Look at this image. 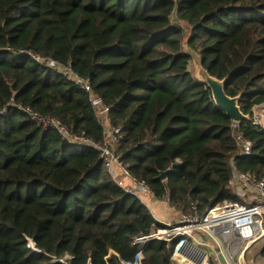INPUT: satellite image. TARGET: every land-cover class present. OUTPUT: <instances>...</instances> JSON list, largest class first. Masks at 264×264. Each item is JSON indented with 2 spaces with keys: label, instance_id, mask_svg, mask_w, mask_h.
<instances>
[{
  "label": "trees",
  "instance_id": "obj_1",
  "mask_svg": "<svg viewBox=\"0 0 264 264\" xmlns=\"http://www.w3.org/2000/svg\"><path fill=\"white\" fill-rule=\"evenodd\" d=\"M193 52L248 119L234 125L215 104ZM67 67L119 128L120 166L179 215L240 202L233 167L264 177V126L251 123L264 104V0H0V264H130L138 252L140 264H173L175 241L130 240L164 224L106 170L103 118Z\"/></svg>",
  "mask_w": 264,
  "mask_h": 264
},
{
  "label": "built area",
  "instance_id": "obj_2",
  "mask_svg": "<svg viewBox=\"0 0 264 264\" xmlns=\"http://www.w3.org/2000/svg\"><path fill=\"white\" fill-rule=\"evenodd\" d=\"M29 53L35 59L45 60L49 66L61 70L53 59H43L31 52ZM64 73L66 77L74 80L75 85L80 90L91 93L88 79L79 77L72 72L70 67H67ZM89 100L94 109L99 108L101 103L99 98L91 93ZM262 105L264 107V104ZM107 109V107L102 106L100 110L106 112ZM23 110L38 124L44 127L52 126L57 129L62 137H70L67 128L57 119L40 115L29 107H25ZM259 111L261 115H264V109L262 108L258 109V111H253L251 123L264 126L258 116ZM118 131L119 128H112V133L117 135ZM118 138L117 136L116 139L118 140ZM74 139L76 140V138ZM236 139L240 143V153L250 154L252 149L251 141L244 138L240 133L236 134ZM77 140L84 143H93L81 137L77 138ZM99 148L101 156L105 159V168L109 171L112 164L117 162V160L107 145L99 146ZM232 164L234 166V162ZM122 170L130 179H133L125 169L122 168ZM229 184L236 189V194L246 195L250 201H223L209 207L202 217H199L196 211L193 214H180L178 221L174 223L159 221L164 226L152 229L147 235L132 237L130 240L134 244H144L150 239H161L165 240L168 245L175 241L172 253L173 262L176 264H235L234 257L239 255L237 257L239 260L252 245H264V222L262 220V215L264 214V177L258 179L233 167ZM125 189L134 194H137L138 189L149 190L142 182H135L134 186ZM200 235H204L207 238L206 241L201 239ZM201 245H205L210 249V256L200 247ZM27 246L34 252H41L30 238H27ZM51 257L53 261L65 264H68L66 259L70 258L69 255L63 257L52 255ZM142 257V253L138 252L135 261L130 264H140ZM249 264H264V260L258 259Z\"/></svg>",
  "mask_w": 264,
  "mask_h": 264
},
{
  "label": "rangeland",
  "instance_id": "obj_3",
  "mask_svg": "<svg viewBox=\"0 0 264 264\" xmlns=\"http://www.w3.org/2000/svg\"><path fill=\"white\" fill-rule=\"evenodd\" d=\"M199 66H200L199 65V59L195 55L192 56L189 69H190V71L192 72V74L195 77H197L196 76L197 75V69L199 68ZM95 111H96V115H97L98 118H101V119L103 118L101 124L104 125V129H105V142H106V145L108 147L110 146L112 148V147L115 146L114 144H115V141L117 140L116 139L117 135L112 133V127L111 128L109 127L107 119L105 118V116L103 117V110H100L99 108H95ZM258 116L260 118L261 123L264 124V119H263L264 115H261V112L259 111V115ZM234 125H236V123H234ZM111 148H109L110 151L112 150ZM108 172L113 176V171L111 169ZM113 178H115V177L113 176ZM122 185H123L122 187H129L124 182L122 183ZM134 185H135V182H132L130 186H134ZM232 188L234 189V191H236V189L233 186H232ZM238 196L240 197L241 201H250V199L246 195H244V196L238 195ZM153 207L156 208V209H153V215H154L155 218L156 217L159 218V214H160L164 218V219H160V220H164L167 223H174V222H176V221H178L180 219L179 218L180 217L179 214L176 211H174L171 207H169L167 202L164 201V200H158L157 202H155V205H153ZM164 213H165V215H164ZM160 220H158V221H160ZM262 220L264 222V214L262 215ZM260 247H262V246L261 245H257V244L256 245H252L249 248V250L246 251L243 254L242 258H240L238 260L237 257H239V255L234 257L235 264H249L252 261H255V260H258V259H263L264 260V258H259V257L256 256L258 251H259V249H260ZM173 264H176V263L173 262Z\"/></svg>",
  "mask_w": 264,
  "mask_h": 264
},
{
  "label": "water",
  "instance_id": "obj_4",
  "mask_svg": "<svg viewBox=\"0 0 264 264\" xmlns=\"http://www.w3.org/2000/svg\"><path fill=\"white\" fill-rule=\"evenodd\" d=\"M186 48V46L184 45ZM196 56L199 59V68L197 69V79L204 82L211 90L213 101L217 106L222 108L225 113L231 118L233 123H239L244 119H248V115L242 113L239 108L238 100L239 96H228L224 90V80L218 79L208 74V72L202 67L200 57L196 53H191L192 56ZM168 169L159 174V178L163 179Z\"/></svg>",
  "mask_w": 264,
  "mask_h": 264
},
{
  "label": "crops",
  "instance_id": "obj_5",
  "mask_svg": "<svg viewBox=\"0 0 264 264\" xmlns=\"http://www.w3.org/2000/svg\"><path fill=\"white\" fill-rule=\"evenodd\" d=\"M260 108L264 109L263 105H256V106L253 107V111H256V110H258ZM111 170L113 171V176L115 177L114 179H115L116 182H118L119 184L121 183L120 184L121 186H123L122 183L124 182L127 186L132 187L130 185H131L132 182H135V181L133 179H129L128 177H126L127 175H125V173L122 170V167L119 165L118 162H115V163L112 164ZM124 188H128V187H124ZM137 195L140 197V199L145 203V205L150 209V211L153 214V209H156L155 207H153V205H155V202H157L158 199H156L149 190H145V189H138L137 190ZM164 215H165V213H164ZM156 218H157V220L164 219L160 214H159V218L158 217H156ZM160 221L166 222L164 220H160ZM200 237H201V239H203L205 241L207 239L206 237H204V235H200ZM200 247L205 252H207L209 254V256H210L211 251H210V249L208 247H206L205 245H201Z\"/></svg>",
  "mask_w": 264,
  "mask_h": 264
},
{
  "label": "bare ground",
  "instance_id": "obj_6",
  "mask_svg": "<svg viewBox=\"0 0 264 264\" xmlns=\"http://www.w3.org/2000/svg\"><path fill=\"white\" fill-rule=\"evenodd\" d=\"M200 257H202V256H200Z\"/></svg>",
  "mask_w": 264,
  "mask_h": 264
}]
</instances>
